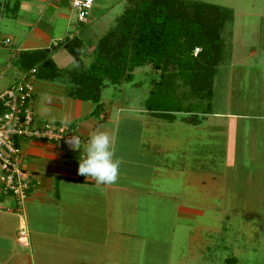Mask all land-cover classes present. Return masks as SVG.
<instances>
[{"label":"rangeland","instance_id":"rangeland-1","mask_svg":"<svg viewBox=\"0 0 264 264\" xmlns=\"http://www.w3.org/2000/svg\"><path fill=\"white\" fill-rule=\"evenodd\" d=\"M195 1L232 11L220 32L223 54L208 113L203 99L189 107L194 124L182 121L180 112L173 120L145 114L142 100L157 73L142 66L148 72L134 71L132 82L102 88V119L85 114L94 109L89 102H81L80 115L70 118L77 132L80 122L99 125L114 138L122 161L113 184L125 189L112 190L104 200L99 187L98 216H87L81 202L77 210L83 211H66L72 209L68 205L60 217L98 227L99 264H264V0ZM124 5L117 2L111 13L119 14ZM51 54L59 67L76 66L61 47ZM44 83L51 95L65 86L34 79L37 96ZM185 89L179 86L177 92ZM32 109L37 115L33 101ZM65 155L79 164V153ZM130 157H146L150 167L131 163Z\"/></svg>","mask_w":264,"mask_h":264},{"label":"crops","instance_id":"crops-1","mask_svg":"<svg viewBox=\"0 0 264 264\" xmlns=\"http://www.w3.org/2000/svg\"><path fill=\"white\" fill-rule=\"evenodd\" d=\"M121 1L108 0L107 3L106 0H93L85 22H80L67 0H0V36L9 40L7 45L0 46V91L21 78L28 70L26 55L30 52L43 54L41 60L49 58L57 68H76L72 58L76 65L72 68L59 67L52 59L53 48H63L60 42L65 38L75 37L84 45L81 62L83 66H87L92 59L95 42L126 7L127 1L123 0L125 5L121 11L119 9L120 13H111L115 4ZM85 58L86 63L83 62ZM31 67L35 68V65ZM141 67H135L131 74L134 71H142L143 74L148 72ZM149 69L152 70L150 67ZM132 75L128 82L133 81ZM2 79L5 80L4 83L1 82ZM34 79L37 77H33L32 87ZM43 85L42 91L39 89L41 96H37L39 91L35 93L34 87L32 93V101L38 105L35 118L39 122L45 120L59 123V120L75 119L80 115L81 102H89L65 96L64 88L59 94L51 95L48 85ZM49 89L51 91L50 87ZM146 97L142 100L140 110L154 117L144 107ZM66 99L69 102H65ZM45 108L54 113H46ZM92 110L88 107L85 114H94L98 118L101 115V119L103 118L101 109L95 113ZM72 119L69 124L75 126ZM84 122L77 124L82 142H86L94 131H99V125ZM17 143L20 148V165L29 173L31 183L19 209L10 195L0 192V264H99L98 227L77 224L72 219L63 221L60 217L64 207L68 205L72 209L66 211L77 214L81 202L86 203L89 210L86 211L89 213L87 216L96 217L99 215V187L104 189V200L111 199L112 190L122 191L125 188L115 184H96L79 175V164L73 165L65 152L73 153L77 158L78 153L83 154L82 150H68L50 142L26 138H20ZM251 152L254 154V151ZM261 152L264 150L261 149ZM130 158L131 163L144 165V168L150 167L146 163V157L142 160ZM76 178H81V181ZM19 227L23 228L24 237L18 235ZM67 247L69 250H66Z\"/></svg>","mask_w":264,"mask_h":264},{"label":"trees","instance_id":"trees-1","mask_svg":"<svg viewBox=\"0 0 264 264\" xmlns=\"http://www.w3.org/2000/svg\"><path fill=\"white\" fill-rule=\"evenodd\" d=\"M126 1L113 25L95 42L87 66L81 62L84 45L72 37L60 44L76 68H57L51 59L41 60L43 54L30 52L28 69L35 65V77L65 83L64 95L93 103L95 113L101 109L100 92L106 83L128 82L135 67L147 65L157 78L149 82L146 111L166 120L180 112L185 114L182 121L194 124L197 119L189 107L205 99L203 113H208L212 79L223 54L220 32L231 21L232 11L195 0ZM179 86L186 89L177 92Z\"/></svg>","mask_w":264,"mask_h":264},{"label":"built area","instance_id":"built-area-1","mask_svg":"<svg viewBox=\"0 0 264 264\" xmlns=\"http://www.w3.org/2000/svg\"><path fill=\"white\" fill-rule=\"evenodd\" d=\"M75 12L76 19L85 22L93 0H67ZM9 40L0 36V46L7 45ZM35 68L28 69L21 78L0 91V192L10 195L19 209L27 196L30 186V175L20 165V148L17 140L26 138L50 142L57 147L72 150L66 138L72 135L81 136L76 127L68 124L37 121L32 109V79ZM82 140V138H81ZM18 235L24 237L22 227Z\"/></svg>","mask_w":264,"mask_h":264},{"label":"clouds","instance_id":"clouds-1","mask_svg":"<svg viewBox=\"0 0 264 264\" xmlns=\"http://www.w3.org/2000/svg\"><path fill=\"white\" fill-rule=\"evenodd\" d=\"M70 119L63 121L67 128ZM65 143L73 150H82L79 158L78 174L96 184L111 185L119 179L122 161L116 157L115 141L105 131H94L82 142L76 134L66 138Z\"/></svg>","mask_w":264,"mask_h":264}]
</instances>
